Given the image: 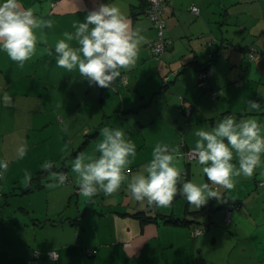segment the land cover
Listing matches in <instances>:
<instances>
[{
    "label": "crops",
    "instance_id": "0c3cea01",
    "mask_svg": "<svg viewBox=\"0 0 264 264\" xmlns=\"http://www.w3.org/2000/svg\"><path fill=\"white\" fill-rule=\"evenodd\" d=\"M19 3L37 18L51 20L53 27L36 30V54L22 68L0 50V161L8 162L0 178V264H27L34 252L33 264H264V153L251 177H234L233 189L214 186L220 199H210L197 214L200 208L178 200L181 195L167 208L137 202L126 182L112 196L99 191L84 197L77 174L59 165L70 151L76 158L92 148L84 155L98 157L101 130L109 127L124 131L136 146L129 179L151 162L160 143L179 149L175 163L187 181L211 185L203 166L186 161L183 153L195 147L196 131L211 130L225 116L237 122L256 118L264 125V0H168L161 19L170 44L159 59L150 51L156 31L144 13V0ZM101 3L118 7L145 38L135 66L120 69L110 88L90 85L78 70L59 68L54 51L65 32L75 31L73 23L84 22ZM205 65L212 76L207 88H200L197 75ZM208 91L218 95L211 99ZM4 93L13 98L12 107L4 105ZM252 100L260 111L249 108ZM186 107L189 115L182 111ZM21 145L26 148L23 158ZM45 161L68 182L52 180L41 167ZM232 163L239 166L235 153ZM25 170L31 173L27 184ZM38 174L41 186L25 192ZM231 202L240 207L227 219ZM140 212L154 220L141 223L132 216ZM157 214L187 223L166 224ZM204 223L207 232L192 238L191 232ZM223 231L227 236L219 243ZM51 251L56 260L49 258Z\"/></svg>",
    "mask_w": 264,
    "mask_h": 264
},
{
    "label": "clouds",
    "instance_id": "9594fccd",
    "mask_svg": "<svg viewBox=\"0 0 264 264\" xmlns=\"http://www.w3.org/2000/svg\"><path fill=\"white\" fill-rule=\"evenodd\" d=\"M52 28L51 20L37 18L33 11L23 8L19 0H4L0 3V50L22 68L36 54L37 29ZM74 32H65L63 39L55 44L56 65L68 72L78 70L79 76L90 85L110 88L121 76L120 69L130 70L136 64L139 49L144 42L140 29H133L131 20L115 5L101 3L89 10L84 22H74ZM75 41L78 47L71 46ZM46 43V41H45ZM49 55L53 53L46 49ZM6 107L13 106V98L3 95ZM251 110L260 111V104L249 102ZM256 118L241 119L225 116L211 130H198L192 156L203 166L202 172L209 183L192 181L181 183V194L190 206L199 209L210 199H220L221 193L214 186L224 189L235 187L234 177H251L261 164L264 153V134ZM103 139L96 145L99 156L86 157L79 154L72 162V171L77 174L80 194L94 197L99 191L112 196L127 183L130 197L150 207L167 208L178 193L177 184L183 180L176 166L179 149H170L158 143L152 152L151 162L129 179L127 172L131 158L136 156V146L125 139L124 131L104 127ZM226 141V142H225ZM26 153L25 146L18 149L20 158ZM233 153L238 167L232 163ZM41 167L49 172L52 180L64 184L67 177L52 171L53 163L45 161ZM8 162L0 161V178L7 171ZM31 173L25 170L24 183H30ZM53 258V252L50 253Z\"/></svg>",
    "mask_w": 264,
    "mask_h": 264
},
{
    "label": "built area",
    "instance_id": "2783aa9c",
    "mask_svg": "<svg viewBox=\"0 0 264 264\" xmlns=\"http://www.w3.org/2000/svg\"><path fill=\"white\" fill-rule=\"evenodd\" d=\"M144 2L146 3V8L144 13L146 17L152 22L156 31V39L152 44H150V51L152 55H154L156 58L159 59L161 55L164 53L166 47L170 44V40L167 39L164 35L165 24L164 21L161 19V12L163 8L166 6L168 0H144ZM190 12L197 15L198 9L194 6H191ZM254 55H255V51L253 49H250L248 53L249 59H253ZM211 76H212V70L210 67H206L203 70L199 71L197 75V86L200 88H207V83L208 80L211 78ZM162 80L164 84L167 83V77H164ZM120 83L125 84L126 78L121 77ZM217 95L218 92L216 91H208V97L211 99H214ZM182 111L186 115H189L191 112V108L186 107ZM191 153H192V149H186V151L183 153L185 160L188 162L196 160L193 158ZM182 176H183L182 182L187 181V173L183 172ZM67 182L68 180H66L65 183ZM239 207L240 204L238 202H231L230 204H228L226 208L227 209L226 218L228 219L232 210L238 209ZM203 233H204L203 229L197 228L191 232V237L195 238L202 235ZM51 252H53V258L50 257ZM51 252H49L48 254L49 258L52 260H56L58 256L57 253L55 251H51ZM36 257H38V253L34 252L33 258L35 259ZM34 259L28 261L27 264H33Z\"/></svg>",
    "mask_w": 264,
    "mask_h": 264
},
{
    "label": "trees",
    "instance_id": "16d2710c",
    "mask_svg": "<svg viewBox=\"0 0 264 264\" xmlns=\"http://www.w3.org/2000/svg\"><path fill=\"white\" fill-rule=\"evenodd\" d=\"M144 4L146 5V3L144 2ZM146 8V7H145ZM145 11V10H144ZM206 67H209V65H205V66H202L200 67L199 71L203 70L204 68ZM39 175L41 174H38L36 177H34V179H32V181H35L33 186L31 187H28L25 192H29V191H32L34 188H37L38 186H41L39 182ZM186 182V181H185ZM181 183H183L182 181L178 182L177 184V188H178V193L177 195H181L179 194V188L181 186ZM239 203V202H238ZM240 204V203H239ZM201 208L199 210V212H196V213H193V214H197V213H200L201 212ZM133 217H137L141 223H147V222H151L152 220H154V217H150V216H146L145 214L143 213H136L134 215H132ZM161 218V220L166 223V224H173V225H177V224H185L187 223L185 219H178V218H175L173 216H165V215H158Z\"/></svg>",
    "mask_w": 264,
    "mask_h": 264
},
{
    "label": "rangeland",
    "instance_id": "374dc122",
    "mask_svg": "<svg viewBox=\"0 0 264 264\" xmlns=\"http://www.w3.org/2000/svg\"><path fill=\"white\" fill-rule=\"evenodd\" d=\"M78 150V147H76L75 149H74V152H76ZM93 151H94V148H93ZM92 152V148H89V149H86L85 150V152H84V154H89V153H91ZM71 154H72V152L70 151L69 152V154L67 155V157L65 158V159H63V161L61 162V164H59L60 166H65V169L66 170H72V162H73V160L75 159L74 157H73V155L71 156ZM195 162H197V160H193V161H191V163H194L195 164ZM179 199H185L182 195L180 196V198H178V200ZM175 203V202H174ZM171 206H173V205H171ZM204 225H205V227L204 228H201V229H203L204 230V233L205 232H207L206 231V229H208L207 227H208V224H206V223H204ZM229 230V229H228ZM203 233V234H204ZM227 236V234L223 231V232H221L220 234H219V237H217L218 238V241L217 242H219L220 243V238H225ZM225 245V244H224Z\"/></svg>",
    "mask_w": 264,
    "mask_h": 264
}]
</instances>
